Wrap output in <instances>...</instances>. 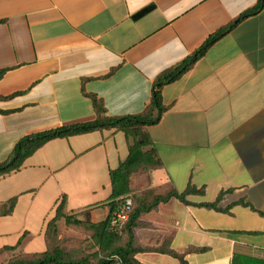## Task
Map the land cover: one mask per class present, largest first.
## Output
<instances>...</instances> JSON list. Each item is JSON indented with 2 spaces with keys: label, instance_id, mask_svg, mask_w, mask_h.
<instances>
[{
  "label": "crops",
  "instance_id": "1",
  "mask_svg": "<svg viewBox=\"0 0 264 264\" xmlns=\"http://www.w3.org/2000/svg\"><path fill=\"white\" fill-rule=\"evenodd\" d=\"M255 2L0 0V161L24 135L93 119L87 94L107 116L143 112L157 76ZM161 98L159 121L143 127L151 141L144 149L153 148L161 164L135 172L132 192H202L186 195L192 204L172 197L141 214L137 242L160 245L168 237L176 251L207 248L186 254L187 264L207 254L203 264H230L234 251L264 258V8L163 85ZM128 144L113 128L54 138L0 176V202L16 196L12 212L0 216V247L24 233L12 252L44 251L45 227L63 194L65 212L84 224L103 220L109 171ZM219 193L217 206L228 211L195 205ZM135 257L143 264L173 258Z\"/></svg>",
  "mask_w": 264,
  "mask_h": 264
},
{
  "label": "trees",
  "instance_id": "2",
  "mask_svg": "<svg viewBox=\"0 0 264 264\" xmlns=\"http://www.w3.org/2000/svg\"><path fill=\"white\" fill-rule=\"evenodd\" d=\"M263 8L264 0H256L252 7L233 19L227 26L212 33L199 48L180 64L165 70L157 76L152 84L149 103L146 105L143 112L134 115L107 116L102 101L94 94H87L91 99L95 111L93 119L82 122L66 123L20 137L13 145L8 157L0 161V176L17 171L28 156L51 139L65 138L94 130L113 128L122 131L129 140L128 154L116 168L109 171L111 190L105 201L108 212L103 220L83 225V223L76 218L75 213L65 212L66 195L63 194L56 204L54 216L47 222L45 227V250L41 252H13L2 264H113L115 262L119 264H143L135 257L137 253L143 252L167 254L177 259L179 264H187V260L185 259L186 254L205 251L207 249L206 247L193 246H189L183 251H176L169 247L168 237L165 238L160 245H140V243L137 242L134 228L139 225L138 218L141 214L156 209L158 204L165 203L172 197L183 204H192L186 200V195L189 193L202 192V189H196L193 186H188L182 192L171 189L165 193H155L151 188L144 189L139 193L132 192V175L135 172L144 171L149 167L159 166L161 164L153 148L144 149L145 146L151 144V141L144 132L143 127L158 122L165 110L161 98V88L163 85L177 79L205 53L211 44L229 32L240 21L257 14ZM5 70L6 68H0V78ZM126 195L131 198V209L128 218L124 222L122 228L110 227L111 216L122 206L123 198ZM221 197L222 193H219L214 201L201 202L195 205L226 212L228 209L219 208L217 206ZM15 203L16 196L0 202V216L10 214ZM241 203L245 204L244 202ZM260 213L264 215V212ZM60 218L64 220L66 226L83 225L84 228L91 230L92 237L95 239L98 248L96 251L101 253V256L95 261L90 260L87 256L80 258L66 257V252L59 246L58 239L56 238L57 222ZM228 233L233 232L228 231ZM23 236L24 233L18 238L14 245H3L0 247V254L6 251H15L20 246ZM123 238L124 242L122 244H116V241ZM230 264H264V258L234 251L230 259Z\"/></svg>",
  "mask_w": 264,
  "mask_h": 264
},
{
  "label": "rangeland",
  "instance_id": "3",
  "mask_svg": "<svg viewBox=\"0 0 264 264\" xmlns=\"http://www.w3.org/2000/svg\"><path fill=\"white\" fill-rule=\"evenodd\" d=\"M137 181V180H136ZM145 182V181H144ZM86 223L83 225H87ZM83 225L76 226H66L64 220L60 218L57 222V231H56V238L58 239L59 246L64 249L66 252V257L69 258H80L87 256L92 261H95L98 257L101 256V253H98L96 250L97 245L95 239L92 237V231L89 229L84 228ZM10 236L9 239H11ZM124 242L123 239H119L116 241V244H122ZM35 246V245H31ZM33 247H29L30 250ZM12 251H6L3 254H0V264L4 263L5 257L11 255ZM5 255V256H4ZM160 260L154 261L155 264H177L176 260L173 258H159ZM210 262V254L201 255L200 259L197 258L196 261H190L189 264H203ZM113 264H119L115 262Z\"/></svg>",
  "mask_w": 264,
  "mask_h": 264
},
{
  "label": "built area",
  "instance_id": "4",
  "mask_svg": "<svg viewBox=\"0 0 264 264\" xmlns=\"http://www.w3.org/2000/svg\"><path fill=\"white\" fill-rule=\"evenodd\" d=\"M131 209V198L129 196H124L123 204L118 208L111 216L110 227L122 228L124 222L128 218L129 211Z\"/></svg>",
  "mask_w": 264,
  "mask_h": 264
}]
</instances>
